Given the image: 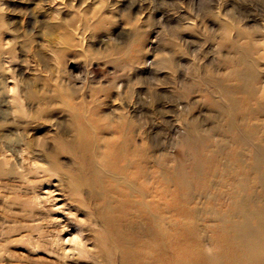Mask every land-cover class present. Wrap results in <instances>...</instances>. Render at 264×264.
Returning a JSON list of instances; mask_svg holds the SVG:
<instances>
[{
    "label": "rangeland",
    "instance_id": "374dc122",
    "mask_svg": "<svg viewBox=\"0 0 264 264\" xmlns=\"http://www.w3.org/2000/svg\"><path fill=\"white\" fill-rule=\"evenodd\" d=\"M226 24L234 36L236 25L264 24V0H0V37L10 41L0 50V101L13 95L6 91L16 83L18 115L33 122L29 128L13 125L7 141L19 142L18 147L27 142L40 166L54 162L58 167L44 182L30 165L32 154L8 151L7 161L0 157V264L89 263L62 258V244L54 242L63 224L75 227L73 216L63 213L73 204L70 198H86L87 192L74 197L65 192L73 166L54 138L61 131L71 140L75 131L53 89H67L74 104H93L106 126L136 125L142 130L135 132L136 139L158 156L185 161L186 120L197 118L206 129L213 124V111L205 103V87L190 95L182 89L186 82L205 79L207 70H224L227 49L219 42ZM75 31L81 35L79 47L70 40ZM141 40L145 62L134 68L128 56ZM163 59L173 68L162 65ZM5 109L0 104V115ZM134 109L141 114L135 116Z\"/></svg>",
    "mask_w": 264,
    "mask_h": 264
},
{
    "label": "bare ground",
    "instance_id": "6f19581e",
    "mask_svg": "<svg viewBox=\"0 0 264 264\" xmlns=\"http://www.w3.org/2000/svg\"><path fill=\"white\" fill-rule=\"evenodd\" d=\"M236 28V36L229 24L220 30L219 45L227 49L224 70H207L205 79L184 83V95L205 87L204 100L213 111L209 128L197 118L186 120L185 161L158 156L136 139L135 132L142 131L136 125L106 126L93 104H74L67 89H53L75 131L71 140L61 131L54 138L73 166L65 192L71 197L87 192L86 198H70L73 204L64 209L75 227L63 224L54 239L62 244V258L88 264H264V24ZM70 40L79 47L80 33L71 32ZM143 42L128 56L134 68L145 62ZM9 43L1 36L0 50ZM162 65L174 66L168 59ZM9 90L13 95L0 101L6 108L0 115V157L30 153V165L43 174L39 180L50 181L58 171L54 162L42 167L27 142L18 147L7 141L13 125L33 123L18 115L17 84L8 86L7 96ZM86 231L92 236H84Z\"/></svg>",
    "mask_w": 264,
    "mask_h": 264
}]
</instances>
